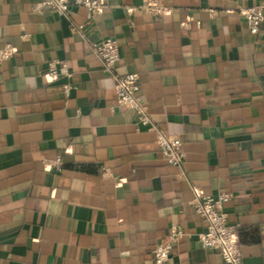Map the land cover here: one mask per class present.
I'll list each match as a JSON object with an SVG mask.
<instances>
[{"label":"crops","instance_id":"0c3cea01","mask_svg":"<svg viewBox=\"0 0 264 264\" xmlns=\"http://www.w3.org/2000/svg\"><path fill=\"white\" fill-rule=\"evenodd\" d=\"M37 1L0 0V49L15 48L0 65V264H154L174 226L185 236L164 264H224L199 240L193 188L233 195L242 264H264V36L241 12L264 0H163L172 14L132 22L144 0H101L95 18ZM92 19V41L119 42L116 73L140 74L154 126L183 141L182 168L72 33ZM55 60L69 75L52 81Z\"/></svg>","mask_w":264,"mask_h":264},{"label":"built area","instance_id":"2783aa9c","mask_svg":"<svg viewBox=\"0 0 264 264\" xmlns=\"http://www.w3.org/2000/svg\"><path fill=\"white\" fill-rule=\"evenodd\" d=\"M104 4L101 0H38L34 6L39 12L54 11L68 16L73 7L87 8L92 18L103 12ZM127 13L132 22L138 14H149L153 17L172 14L173 8L165 5L163 0H144L139 6L127 7ZM244 20L247 22L249 32L254 36H264V5L246 6L241 9ZM93 19L88 23H72L71 31L75 36L87 42L93 54L100 59L102 71L106 75L114 77L117 103L120 107L134 110L141 125L150 127L156 131V141L163 158L175 167L182 168L185 160L183 141L178 137L163 133L158 130L151 119L149 107L139 94L140 74L129 72L117 74L116 68L121 61L120 45L114 38H106L101 41H92ZM12 44L0 49V65L7 62L14 54ZM61 75H69L68 67L62 61H52L49 64L48 76L52 81H57ZM70 86L65 87L68 94ZM195 197L192 205L197 214L206 225L205 231L200 235L203 246L220 251L224 264H242V251L239 241V227L232 224L227 213L223 211V204L233 198L231 193L220 194L217 198L205 194L203 191L193 188ZM185 232L177 226L172 227L166 244H160L154 248V264H164L168 261L174 245L184 239Z\"/></svg>","mask_w":264,"mask_h":264}]
</instances>
